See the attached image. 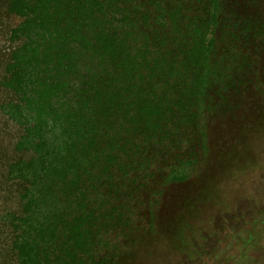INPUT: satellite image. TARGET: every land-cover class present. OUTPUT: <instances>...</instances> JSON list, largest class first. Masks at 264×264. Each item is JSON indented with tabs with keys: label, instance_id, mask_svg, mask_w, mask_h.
Instances as JSON below:
<instances>
[{
	"label": "rangeland",
	"instance_id": "1",
	"mask_svg": "<svg viewBox=\"0 0 264 264\" xmlns=\"http://www.w3.org/2000/svg\"><path fill=\"white\" fill-rule=\"evenodd\" d=\"M25 1L39 7L37 0ZM113 7L104 13L105 31L99 29L104 38L122 16L121 6ZM33 8L24 5L16 14L9 1L0 0V264H21L8 232L11 219L30 208L26 197L33 193L39 209L31 211L43 237L33 230L30 264H68L72 240L80 243V256L91 245L81 242L84 231L67 226L65 237L73 238L67 250L42 252L74 189L59 174L62 167L80 164V196L92 192L87 179L90 172L97 178L102 165L86 166L80 135L94 133V119L107 101L100 81L105 86L116 71L96 44L97 15L103 12L95 11L98 6L80 1L78 17L49 6L41 18ZM214 11L189 96L178 97L182 116L191 112L196 119L176 120L197 134L191 143L195 159L190 168L181 161L173 175H186L167 181L159 195L145 194L142 226L151 230L143 226L132 233L117 264H264V0H220ZM114 110L119 117L114 122L125 120L131 128L140 120L135 99H128L123 111ZM36 162L54 173L34 175L30 165ZM45 209L49 213L43 215ZM188 247L197 255L181 251Z\"/></svg>",
	"mask_w": 264,
	"mask_h": 264
},
{
	"label": "trees",
	"instance_id": "2",
	"mask_svg": "<svg viewBox=\"0 0 264 264\" xmlns=\"http://www.w3.org/2000/svg\"><path fill=\"white\" fill-rule=\"evenodd\" d=\"M7 1L16 14L17 10L25 5L27 9H37L38 16L42 18L49 6L78 17L82 0H37L39 7L30 5L31 3L25 0ZM86 2L90 7L100 8L93 10L103 11L101 15H97L99 21L96 27L99 34L96 36V44L99 43L101 56L109 62L108 66L116 71L108 74L105 86L100 81L101 88L104 89L102 95L107 101L101 102L103 112L94 119V133L87 134L85 130L84 136L80 135V152L86 153V166L92 168L98 162L102 165V171L97 178L90 172L87 182L94 188L83 199L80 196V164L75 163L69 170L61 168L65 175L59 174L60 177L64 181L68 179L74 189L69 196L70 200L58 210L60 219L52 225V233L55 236L43 242L45 248L42 252L46 251L47 247L49 250L60 247L66 251L73 238H66L65 234L68 232L67 226H72L78 232L86 233L81 242L89 243L91 247L87 249V255L80 256V243L72 240V249L66 251L65 255L69 260L68 264H92L99 260L101 264H117L116 258L123 255V251H127L132 233L138 232L143 226L146 230H151L150 226H142V219L146 218L143 211L145 194L150 197L159 195L161 191L158 188L167 181H172L179 174H182L181 177L186 175L183 171L173 175L178 165H181L180 162L187 161L185 167L190 168L195 159L191 143L197 134L188 130L191 127H182L176 120L193 124L196 119L191 112L182 116L180 110L183 100L178 97H181L182 93L185 98L189 96V79L197 59H202L204 55V37L210 23L217 16L214 10L219 6L220 0ZM116 4L121 6L122 16L113 24L115 30L104 38L99 32V29L105 31L107 21L104 19V13L110 8L115 10L113 6ZM134 86L137 88L133 92ZM173 88L176 90H172ZM204 89L207 87L204 86ZM128 99H135L141 111L140 120L129 124L131 128L125 120L114 122L119 118L115 116L114 109L118 106L116 111H123ZM81 104L84 105L83 102ZM138 115L139 112L136 116ZM151 120L156 123H151ZM41 167L37 162L30 165L34 175L40 171L46 176L54 173L43 164ZM19 177L28 180L22 175ZM63 188L60 184V190ZM26 200V205L30 208L24 216L11 219L8 232L9 241L13 244L11 250L16 252L21 264L32 263L33 241L37 240L33 237V230L36 229L38 236L43 237V231L38 230L31 211L33 208L39 209L34 203L38 198H35L33 193L32 196L26 197ZM150 202L149 198L147 203ZM80 203L83 205L80 206ZM46 213H49L48 209L44 210L43 215ZM120 239L123 242L118 244ZM150 239L152 238L149 237V241ZM153 241L155 240L150 242ZM17 242H20L18 246ZM181 251L189 258L197 255L191 247Z\"/></svg>",
	"mask_w": 264,
	"mask_h": 264
}]
</instances>
